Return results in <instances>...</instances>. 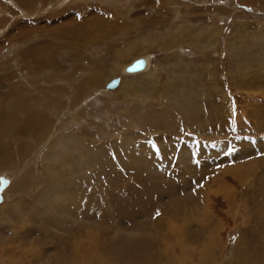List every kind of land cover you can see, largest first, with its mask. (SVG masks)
Instances as JSON below:
<instances>
[{"label": "rangeland", "instance_id": "1", "mask_svg": "<svg viewBox=\"0 0 264 264\" xmlns=\"http://www.w3.org/2000/svg\"><path fill=\"white\" fill-rule=\"evenodd\" d=\"M0 118V264H264V0H0Z\"/></svg>", "mask_w": 264, "mask_h": 264}, {"label": "bare ground", "instance_id": "2", "mask_svg": "<svg viewBox=\"0 0 264 264\" xmlns=\"http://www.w3.org/2000/svg\"><path fill=\"white\" fill-rule=\"evenodd\" d=\"M148 62H149V60L147 59V58H142V59H138V60H136V61H134L133 63H131L130 65H128L127 67H125V70H123V71H125V73H130V74H133V73H136V72H139V71H142V70H144V69H146L147 67H148ZM138 66H142V69L141 70H132V69H134V68H136V67H138ZM91 83V81H89V84ZM90 85H92V84H90ZM27 103V102H26ZM5 117H8V116H5ZM27 117V119H29V120H32L33 121V119H34V122H35V124H36V120L37 119H39V117H40V114L39 113H37V115H36V113L35 114H33V115H31V114H29V115H27L26 116ZM17 118V117H16ZM1 119V118H0ZM14 119V118H13ZM19 119V118H18ZM8 121V120H7ZM31 121H29V123H30ZM8 124V123H7ZM31 124H33L32 122L30 123V125ZM41 125V124H40ZM25 126V125H24ZM23 126V127H24ZM30 127V126H29ZM43 127V126H42ZM0 128H1V126H0ZM36 129V128H35ZM29 130V129H28ZM34 130V129H33ZM9 132V131H8ZM10 133V132H9ZM8 186V185H7ZM6 189V188H5ZM4 188L1 190L0 189V198H1V201L3 200V197H2V195H1V193L5 190ZM84 248V247H83Z\"/></svg>", "mask_w": 264, "mask_h": 264}, {"label": "water", "instance_id": "3", "mask_svg": "<svg viewBox=\"0 0 264 264\" xmlns=\"http://www.w3.org/2000/svg\"><path fill=\"white\" fill-rule=\"evenodd\" d=\"M141 68H142V66H138V67H136V68H134V69H132V70H136V69H137V70H140ZM116 84H117V81H115L114 84L108 85V87H109V88H114V87L116 86ZM2 184H3V185H2L1 188H3L4 185H5L6 183L2 182Z\"/></svg>", "mask_w": 264, "mask_h": 264}]
</instances>
